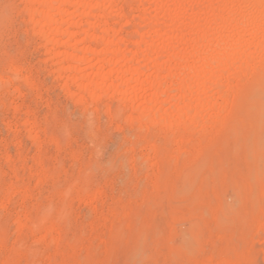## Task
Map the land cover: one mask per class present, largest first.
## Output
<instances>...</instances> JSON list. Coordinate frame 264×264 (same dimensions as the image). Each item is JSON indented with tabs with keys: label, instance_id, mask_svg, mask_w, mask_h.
I'll return each instance as SVG.
<instances>
[{
	"label": "rangeland",
	"instance_id": "rangeland-1",
	"mask_svg": "<svg viewBox=\"0 0 264 264\" xmlns=\"http://www.w3.org/2000/svg\"><path fill=\"white\" fill-rule=\"evenodd\" d=\"M119 1L103 23L129 41L142 7ZM38 10L0 0V264H264V70L204 131L141 121V95L67 71Z\"/></svg>",
	"mask_w": 264,
	"mask_h": 264
},
{
	"label": "bare ground",
	"instance_id": "bare-ground-1",
	"mask_svg": "<svg viewBox=\"0 0 264 264\" xmlns=\"http://www.w3.org/2000/svg\"><path fill=\"white\" fill-rule=\"evenodd\" d=\"M57 1L40 0L44 10L32 19L50 50L64 48L60 57L72 64L67 71L82 73L105 94L112 88L122 96L141 95L142 101L131 102L141 121L178 122L201 131L207 121L220 122L229 97L264 70V3L259 0H135L144 17L125 23L135 30L129 41L117 39L105 24L123 19L113 9L119 0ZM78 17L87 21L82 24ZM76 27L79 35L71 33ZM85 42H100L102 50H77ZM94 56L100 57L96 63ZM81 65L94 71L89 74ZM81 89L94 94L88 86Z\"/></svg>",
	"mask_w": 264,
	"mask_h": 264
}]
</instances>
